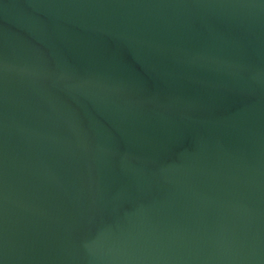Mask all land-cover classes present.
I'll return each mask as SVG.
<instances>
[{"label":"water","instance_id":"1","mask_svg":"<svg viewBox=\"0 0 264 264\" xmlns=\"http://www.w3.org/2000/svg\"><path fill=\"white\" fill-rule=\"evenodd\" d=\"M0 264H264V0H0Z\"/></svg>","mask_w":264,"mask_h":264}]
</instances>
